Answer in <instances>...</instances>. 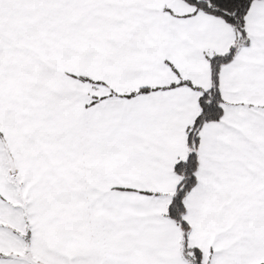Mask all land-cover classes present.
<instances>
[{"label":"snow or ice","instance_id":"1","mask_svg":"<svg viewBox=\"0 0 264 264\" xmlns=\"http://www.w3.org/2000/svg\"><path fill=\"white\" fill-rule=\"evenodd\" d=\"M0 264H264V0H0Z\"/></svg>","mask_w":264,"mask_h":264}]
</instances>
